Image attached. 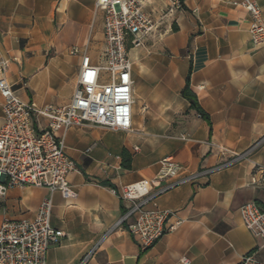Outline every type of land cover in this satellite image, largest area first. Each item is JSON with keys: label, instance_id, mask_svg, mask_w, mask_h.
I'll use <instances>...</instances> for the list:
<instances>
[{"label": "crops", "instance_id": "crops-1", "mask_svg": "<svg viewBox=\"0 0 264 264\" xmlns=\"http://www.w3.org/2000/svg\"><path fill=\"white\" fill-rule=\"evenodd\" d=\"M241 1L144 0L159 25L172 18L173 30L165 25L169 34L150 57L144 56L149 47L129 49L132 130L68 129L65 152L78 166L69 176L77 196L14 187L0 200V225L6 218H33L52 196V224L67 236L49 249L48 264H79L87 255V264H182L183 256L190 264H238L249 253L264 264L263 241L240 213L248 201L264 206V189L251 183L254 165L264 166V141L241 162L157 196L154 204L180 224L152 247L143 250L116 226L127 211L123 188L153 177L162 158L193 172L219 162L222 148L242 152L264 138V47H252L251 18ZM255 1L264 17V0ZM74 46L87 48L99 63L104 13L96 0H0V58L9 60L6 77L22 101L70 102L81 62L70 53ZM190 68L191 88L210 120L181 95ZM3 101L0 94V125ZM124 148L132 154L130 170L121 164Z\"/></svg>", "mask_w": 264, "mask_h": 264}, {"label": "built area", "instance_id": "built-area-1", "mask_svg": "<svg viewBox=\"0 0 264 264\" xmlns=\"http://www.w3.org/2000/svg\"><path fill=\"white\" fill-rule=\"evenodd\" d=\"M249 14L250 42L254 49L264 47V17L255 0L239 4ZM104 13L105 48L94 64L87 48L74 46L70 53L81 56L77 85L66 105L38 106L24 102L14 92L6 73L9 60L0 58V94L3 98V122L0 125V200L14 187H45L59 191L64 198H75L69 176L78 171L77 163L65 152V135L70 128L99 126L114 131H131L133 119V61L130 47L143 45V39L157 22L145 11L144 0H96ZM264 138L242 152L221 149L216 164L193 172L173 157L159 161V171L126 185L120 193L127 211L116 226L132 234L140 248L146 250L168 231L172 212L154 200L160 194L186 183H199L212 173L249 157ZM251 183L264 189V166L255 164ZM52 196L45 198L33 218H6L0 225V264H48V251L66 238L64 230L52 224ZM243 224L264 244V206L248 201L240 207ZM89 255L79 264H87ZM182 264H190L183 256ZM253 253L238 264H256Z\"/></svg>", "mask_w": 264, "mask_h": 264}, {"label": "trees", "instance_id": "trees-1", "mask_svg": "<svg viewBox=\"0 0 264 264\" xmlns=\"http://www.w3.org/2000/svg\"><path fill=\"white\" fill-rule=\"evenodd\" d=\"M190 75L191 68L186 78V84L181 90V95L190 102L191 108L195 109L203 119L210 120L209 114L205 112L201 107L196 93L191 88ZM121 158L122 167L124 169L130 170L132 168V154L126 148H124L121 154Z\"/></svg>", "mask_w": 264, "mask_h": 264}, {"label": "rangeland", "instance_id": "rangeland-1", "mask_svg": "<svg viewBox=\"0 0 264 264\" xmlns=\"http://www.w3.org/2000/svg\"><path fill=\"white\" fill-rule=\"evenodd\" d=\"M173 7L170 6L167 10H164V14L163 16L165 17V14L171 13V9ZM168 17H166V21L162 24H158L156 25V28L154 29L153 32H151L147 37H145L143 39V45H141L142 48L149 47L148 49H145V55L147 57L152 56L153 54H156V47L157 46H162V42L164 41V39L167 37V34H171L172 30H173V23H172V18L169 17V19H167ZM155 20V19H154ZM156 21V20H155ZM157 22V21H156ZM170 24L171 29L169 31V33L167 32V29L165 27V25ZM150 46H152L150 48ZM153 48V49H152ZM167 55L169 54L168 52Z\"/></svg>", "mask_w": 264, "mask_h": 264}]
</instances>
